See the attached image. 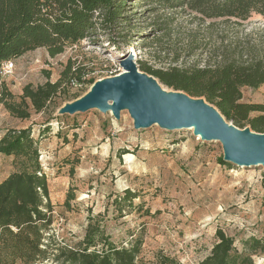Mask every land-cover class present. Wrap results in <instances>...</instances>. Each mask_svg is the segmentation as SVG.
Returning <instances> with one entry per match:
<instances>
[{"label": "rangeland", "instance_id": "374dc122", "mask_svg": "<svg viewBox=\"0 0 264 264\" xmlns=\"http://www.w3.org/2000/svg\"><path fill=\"white\" fill-rule=\"evenodd\" d=\"M127 4V22L120 21L110 34L98 32L56 57L45 48L29 51L12 60L11 73H0V87L21 95L27 84L57 81L70 58L86 71L83 89L72 81L29 119L14 117L0 102V137L9 128L32 127L39 140L54 205L46 240L50 254L33 264H59V248L82 247L90 217L117 246L141 240L137 264H199L216 242L217 229L233 237L238 251L251 253L255 264H264L263 165L221 163V142L202 140L188 128L137 129L127 110L119 119L99 109L59 114L90 89L89 79L122 73L125 55L132 54L144 72L142 64L204 67L231 54L254 60L264 54V16L207 19L187 6L151 0ZM242 90L244 101L263 102L264 84ZM13 171V158L0 154V181ZM126 189L137 197L133 206L123 202L120 208L116 201ZM69 195L74 197L66 206ZM255 239L263 249L251 252Z\"/></svg>", "mask_w": 264, "mask_h": 264}, {"label": "trees", "instance_id": "16d2710c", "mask_svg": "<svg viewBox=\"0 0 264 264\" xmlns=\"http://www.w3.org/2000/svg\"><path fill=\"white\" fill-rule=\"evenodd\" d=\"M128 1L0 0V65L38 48H45L51 57H56L98 32L109 33L120 21L127 22L123 12ZM151 1L169 4L171 8L187 6L207 19L244 21L253 14L264 16V0ZM142 68L169 88L205 98L238 128L264 133V100L246 102L242 90L264 84V54L254 60L231 54L220 63L204 67L153 68L142 64ZM85 73L70 58L55 82L27 84L21 95L1 86L0 102L14 117L29 119L33 112H42L53 104L72 81L86 80ZM88 82L93 84L95 80ZM0 154L12 157L14 166V171L0 181V264L44 261L50 254L46 240L54 221V205L40 161V143L34 138L32 127L7 129L0 137ZM220 160L226 163L223 157ZM72 197H67L66 206H70ZM136 197L126 189L116 204L120 208L123 202L133 206ZM99 225L90 217L82 247L59 248L55 254L59 264H137L142 241L136 240L130 247L117 246ZM216 238L210 253L199 264H255L251 253L238 251L233 237L222 229H217ZM99 244L101 249H97ZM262 249V242L253 240L251 252Z\"/></svg>", "mask_w": 264, "mask_h": 264}, {"label": "water", "instance_id": "95a60500", "mask_svg": "<svg viewBox=\"0 0 264 264\" xmlns=\"http://www.w3.org/2000/svg\"><path fill=\"white\" fill-rule=\"evenodd\" d=\"M122 73L95 81L81 97L66 103L59 114L99 109L119 119L127 110L134 127L154 124L175 130L193 128L205 141L222 143L224 160L241 166H264V133L238 128L203 97L164 89L159 80L141 71L132 54L121 58Z\"/></svg>", "mask_w": 264, "mask_h": 264}, {"label": "built area", "instance_id": "2783aa9c", "mask_svg": "<svg viewBox=\"0 0 264 264\" xmlns=\"http://www.w3.org/2000/svg\"><path fill=\"white\" fill-rule=\"evenodd\" d=\"M14 67V62L12 60H7L4 61L3 63H1L0 65V73H11ZM77 86H81V88L83 89V82H78L77 81Z\"/></svg>", "mask_w": 264, "mask_h": 264}, {"label": "bare ground", "instance_id": "6f19581e", "mask_svg": "<svg viewBox=\"0 0 264 264\" xmlns=\"http://www.w3.org/2000/svg\"><path fill=\"white\" fill-rule=\"evenodd\" d=\"M136 57H137V55H136ZM189 129H193V128H189ZM198 138H201V135H196Z\"/></svg>", "mask_w": 264, "mask_h": 264}]
</instances>
